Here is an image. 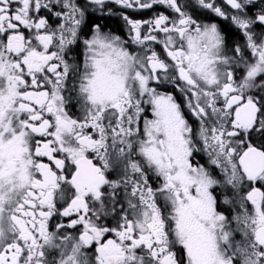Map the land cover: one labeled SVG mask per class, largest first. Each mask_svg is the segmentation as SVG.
<instances>
[{"label":"snow or ice","instance_id":"obj_1","mask_svg":"<svg viewBox=\"0 0 264 264\" xmlns=\"http://www.w3.org/2000/svg\"><path fill=\"white\" fill-rule=\"evenodd\" d=\"M0 264H264V0H0Z\"/></svg>","mask_w":264,"mask_h":264},{"label":"flooded vegetation","instance_id":"obj_2","mask_svg":"<svg viewBox=\"0 0 264 264\" xmlns=\"http://www.w3.org/2000/svg\"><path fill=\"white\" fill-rule=\"evenodd\" d=\"M162 10V9H158ZM99 13H96L94 16L86 18V21L89 23H100L107 26L108 29L117 32L118 34L126 36V29L123 27V21L119 19L118 15L106 16L104 19H98ZM150 13L145 12L143 14H138L136 18L138 19H147L149 18ZM231 39H235V36H230Z\"/></svg>","mask_w":264,"mask_h":264}]
</instances>
